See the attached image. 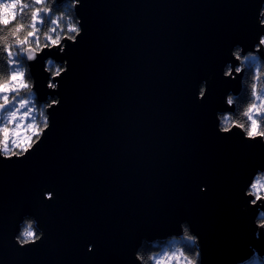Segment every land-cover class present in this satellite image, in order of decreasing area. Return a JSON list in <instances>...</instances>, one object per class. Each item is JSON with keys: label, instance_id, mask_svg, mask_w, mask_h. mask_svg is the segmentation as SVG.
Here are the masks:
<instances>
[{"label": "water", "instance_id": "1", "mask_svg": "<svg viewBox=\"0 0 264 264\" xmlns=\"http://www.w3.org/2000/svg\"><path fill=\"white\" fill-rule=\"evenodd\" d=\"M79 14L51 133L30 159L0 163V202L41 211L48 227L17 264H126L141 237L183 219L200 235L203 264H231L253 243L234 177L264 147L216 135L212 116L221 92L238 87L219 66L254 33V0H83ZM210 73L198 104L193 86ZM42 184L54 201L36 199Z\"/></svg>", "mask_w": 264, "mask_h": 264}, {"label": "clouds", "instance_id": "2", "mask_svg": "<svg viewBox=\"0 0 264 264\" xmlns=\"http://www.w3.org/2000/svg\"><path fill=\"white\" fill-rule=\"evenodd\" d=\"M254 4V33L247 42L232 44L219 66L220 78L238 87L221 92L212 119L216 135H234L242 144L264 147V0ZM82 6L83 0H0V163L30 159L51 133L52 110L62 103L60 85L69 71L67 49L84 32ZM214 76L210 73L193 86L198 104ZM234 183L253 243L231 264H264V157L236 175ZM199 188L205 192L207 185ZM56 198L51 185L39 187L38 201ZM0 219L7 220L10 230V239L4 240L8 256L0 264H17L19 250L48 240L41 211L22 214L3 201ZM93 248L87 243L84 251ZM126 264H203L200 235L189 220H179L163 237H141Z\"/></svg>", "mask_w": 264, "mask_h": 264}]
</instances>
